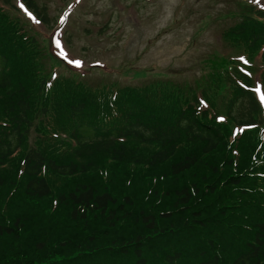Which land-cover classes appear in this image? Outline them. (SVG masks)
Segmentation results:
<instances>
[{"label":"trees","instance_id":"1","mask_svg":"<svg viewBox=\"0 0 264 264\" xmlns=\"http://www.w3.org/2000/svg\"><path fill=\"white\" fill-rule=\"evenodd\" d=\"M246 8L223 37L264 83V14ZM13 14L0 0V264H264V120L236 60L202 82L217 124L186 86L47 85L48 42Z\"/></svg>","mask_w":264,"mask_h":264},{"label":"rangeland","instance_id":"2","mask_svg":"<svg viewBox=\"0 0 264 264\" xmlns=\"http://www.w3.org/2000/svg\"><path fill=\"white\" fill-rule=\"evenodd\" d=\"M73 1L37 3L53 19ZM78 5L57 36L61 47L56 50L85 67L97 60L108 66L102 73L89 68L83 79L90 85L142 86L168 80L194 88L209 71L208 56L233 54L222 33L237 22L232 16L240 10L236 0H82ZM136 70L150 74L136 77ZM58 73L68 75L62 66Z\"/></svg>","mask_w":264,"mask_h":264},{"label":"snow or ice","instance_id":"3","mask_svg":"<svg viewBox=\"0 0 264 264\" xmlns=\"http://www.w3.org/2000/svg\"><path fill=\"white\" fill-rule=\"evenodd\" d=\"M18 7L25 13V15L30 19V20H34V22L39 23L38 20H35V17L33 16V14L28 11V9L25 7L24 3L20 2L18 3ZM64 17H61V21H63ZM56 44V48L59 49L61 47L60 42L58 40L55 41ZM61 56H66L67 53L61 51L60 52ZM240 59H243V57H241ZM70 64H74L76 67H80L81 66V61L77 60V59H70L68 61ZM264 88V83L262 84H257L254 92L257 94L258 99L260 101L261 104H264V94L261 93V89ZM201 103H203V101H201ZM217 119L223 120V117H217Z\"/></svg>","mask_w":264,"mask_h":264}]
</instances>
